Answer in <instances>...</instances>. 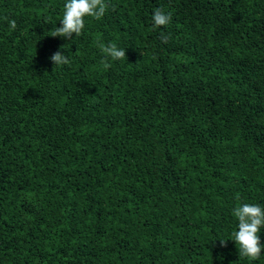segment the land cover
Segmentation results:
<instances>
[{
	"label": "trees",
	"instance_id": "16d2710c",
	"mask_svg": "<svg viewBox=\"0 0 264 264\" xmlns=\"http://www.w3.org/2000/svg\"><path fill=\"white\" fill-rule=\"evenodd\" d=\"M105 2L65 39L66 0H0V264H264V0Z\"/></svg>",
	"mask_w": 264,
	"mask_h": 264
},
{
	"label": "clouds",
	"instance_id": "9594fccd",
	"mask_svg": "<svg viewBox=\"0 0 264 264\" xmlns=\"http://www.w3.org/2000/svg\"><path fill=\"white\" fill-rule=\"evenodd\" d=\"M108 4L105 0H66L63 9V16L60 27L51 30V37H63L71 39L73 35L79 37L84 29L85 17L100 20L106 13ZM172 13L165 12L157 8L152 13V30L165 28L171 23ZM9 28L15 30L17 27L15 20L8 21ZM171 38L170 33L161 32L160 39L162 43H168ZM104 58L100 61L105 70L112 67L109 61L125 60V49L117 46L115 42H109L106 45L99 43ZM54 66H63L69 64V58L57 51L50 57ZM237 200L239 195L237 194ZM238 220V230L232 232V241L235 242L238 249V255L247 258L250 261L257 260L264 252V244L260 241V230L264 227V206L257 203H242L233 209L232 213ZM223 245L225 241H220Z\"/></svg>",
	"mask_w": 264,
	"mask_h": 264
}]
</instances>
